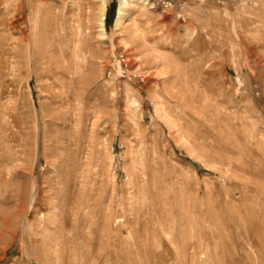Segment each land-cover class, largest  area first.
<instances>
[{
    "label": "rangeland",
    "instance_id": "obj_1",
    "mask_svg": "<svg viewBox=\"0 0 264 264\" xmlns=\"http://www.w3.org/2000/svg\"><path fill=\"white\" fill-rule=\"evenodd\" d=\"M146 2L0 0V264H264V0Z\"/></svg>",
    "mask_w": 264,
    "mask_h": 264
},
{
    "label": "bare ground",
    "instance_id": "obj_2",
    "mask_svg": "<svg viewBox=\"0 0 264 264\" xmlns=\"http://www.w3.org/2000/svg\"><path fill=\"white\" fill-rule=\"evenodd\" d=\"M120 1V6H119V8H118V16H117V19H116V21H115V23H114V25H113V30H114V33H119L120 32V30H121V27H122V23H123V18H124V15H125V12H126V9H128L129 8V5H130V2L131 1H133V0H119ZM140 1H142V2H145V3H147L146 2V0H140ZM256 2V1H255ZM259 1H257V3H258ZM261 3V2H260ZM261 6V5H260ZM258 9H259V7H258ZM96 10H97V12L95 13V15H94V17H95V19H96V24H97V26H96V28L98 29V33H97V37H99L100 39H105L107 36H106V33H105V31H104V28H103V19H104V10H105V0H97V5H96ZM94 11V10H93ZM255 13V12H254ZM259 16V15H258ZM261 16V15H260ZM252 17H254V16H252ZM257 18V17H256ZM261 18H262V16H261ZM261 18H259V19H261ZM258 20V19H257ZM254 22H256V19H255V21ZM257 24V23H256ZM24 36V35H23ZM26 37V36H25ZM25 37H23V40L25 41L27 38H25ZM22 38V37H21ZM25 48V47H24ZM16 50V49H15ZM76 48H74V52H76ZM65 55V54H64ZM44 56V55H43ZM59 56V55H58ZM66 56V55H65ZM47 57V56H46ZM66 57H68V56H66ZM74 57H71V60L72 61H74L75 62V64L78 62V59H79V55H76L75 56V58L73 59ZM16 59V58H15ZM67 59V58H66ZM16 62V61H15ZM27 62H29V61H27ZM59 63V62H58ZM12 64V63H11ZM28 64V63H27ZM35 65V64H34ZM62 67L64 68V71H67L68 72V74H69V76H71V80H72V78H73V75L74 74H76V66H73V64H70V63H68V62H65V61H62ZM58 68V67H57ZM70 83H71V81H70ZM69 86V85H68ZM171 89V88H170ZM189 90V89H188ZM126 91H127V89H126ZM129 92V91H128ZM183 92V91H182ZM180 93V92H179ZM191 93V92H190ZM172 94V93H171ZM76 95V94H75ZM78 95V94H77ZM192 95V94H191ZM72 96V95H71ZM175 96V94H173V95H171V97H174ZM203 96V95H202ZM133 97V96H132ZM176 97H178V95L176 96ZM175 98V97H174ZM179 99V98H178ZM177 100V99H176ZM128 101L131 103V104H133V105H138V103H137V100H135V98L133 97V98H131V95H130V99H128ZM201 101H202V99H201ZM179 102V101H178ZM128 103V102H127ZM159 104V103H158ZM158 104H156V103H154V105H155V113H156V115L159 117V118H161L162 120H164V122L167 124V126H169V128H171V129H174L177 125H176V123L172 120V118L169 116V115H167V114H165V113H162L160 110V108H159V105ZM132 105V106H133ZM201 105V104H200ZM198 108V107H197ZM196 108V109H197ZM198 110V109H197ZM195 112V111H194ZM203 112H205V111H203ZM197 113H199V111L197 112ZM196 113V114H197ZM202 113V112H201ZM198 117H200V116H198ZM181 137L182 136H180V139H181ZM23 137H21V139H22ZM182 138H184V137H182ZM186 138V137H185ZM184 138V139H185ZM24 139V138H23ZM185 140H187V139H185ZM182 143L184 144V146H186L185 148H186V150L188 151V153L189 154H192L193 155V153H195L194 152V148H193V146H192V144L190 143V145L189 146H187L186 145V142L184 143L183 141H182ZM62 153V152H61ZM64 157H65V155H64ZM68 160V159H67ZM69 161V160H68ZM14 162V161H13ZM55 252V251H54Z\"/></svg>",
    "mask_w": 264,
    "mask_h": 264
}]
</instances>
